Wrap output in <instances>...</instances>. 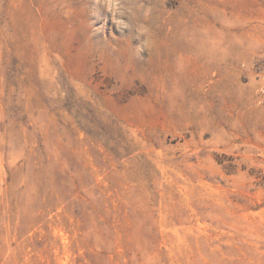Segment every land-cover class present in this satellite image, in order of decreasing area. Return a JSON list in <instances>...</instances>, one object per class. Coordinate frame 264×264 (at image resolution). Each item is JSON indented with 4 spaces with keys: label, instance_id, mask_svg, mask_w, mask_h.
<instances>
[{
    "label": "rangeland",
    "instance_id": "rangeland-1",
    "mask_svg": "<svg viewBox=\"0 0 264 264\" xmlns=\"http://www.w3.org/2000/svg\"><path fill=\"white\" fill-rule=\"evenodd\" d=\"M140 5L0 0V264H264V0Z\"/></svg>",
    "mask_w": 264,
    "mask_h": 264
},
{
    "label": "clouds",
    "instance_id": "clouds-1",
    "mask_svg": "<svg viewBox=\"0 0 264 264\" xmlns=\"http://www.w3.org/2000/svg\"><path fill=\"white\" fill-rule=\"evenodd\" d=\"M105 10L109 14L112 23L123 34L125 30L133 31L135 33V39L139 40V44L135 48L136 55L143 49H150V37L148 35V29L139 23L133 25V20L137 15H146L147 12L143 5L130 6L131 0H100ZM129 37V36H122ZM142 37V39H141ZM130 40V37H129Z\"/></svg>",
    "mask_w": 264,
    "mask_h": 264
}]
</instances>
